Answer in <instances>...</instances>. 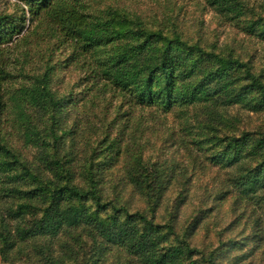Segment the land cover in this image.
<instances>
[{
    "label": "trees",
    "instance_id": "trees-1",
    "mask_svg": "<svg viewBox=\"0 0 264 264\" xmlns=\"http://www.w3.org/2000/svg\"><path fill=\"white\" fill-rule=\"evenodd\" d=\"M14 1V14L0 12L1 261L99 264L114 252L128 257L124 264H216L221 249L240 242L220 237L210 250L192 246L190 232L203 216L193 218L179 235L173 224L155 223L104 195V173L120 157L126 183L151 210L159 206L171 179L147 161L135 139L124 144L120 136L106 134L84 160L76 156L75 130L67 121L82 98L54 88L58 64L52 54L66 46L64 65H81L94 98L110 91L128 110L193 115L197 122L184 128L190 139L186 143L202 159L235 168L229 181L237 200L260 207L264 124L239 130L241 121L228 116V109L264 114V65L257 70L252 58L243 59L231 48L224 53L188 41L175 24L153 29L124 10L95 12L92 0ZM206 1L227 21L242 22L246 35L264 42V4L257 12L240 0ZM21 32L30 33L19 38ZM22 40L21 46L35 41L49 51L40 72L21 73L27 52L20 51L22 61L7 52L8 44ZM13 62L21 63L18 75L24 80L9 92L16 77L9 69ZM4 89L10 93L7 100ZM13 134L34 149L30 158L8 143ZM256 237L262 240L259 232Z\"/></svg>",
    "mask_w": 264,
    "mask_h": 264
},
{
    "label": "rangeland",
    "instance_id": "rangeland-1",
    "mask_svg": "<svg viewBox=\"0 0 264 264\" xmlns=\"http://www.w3.org/2000/svg\"><path fill=\"white\" fill-rule=\"evenodd\" d=\"M91 2L95 12L107 10L108 7L124 10L131 16H139L147 27L153 29L161 25L175 24L188 41L198 42L208 50H220L224 53L227 52L226 48H231L243 59L252 58L257 70L264 65V42L258 36L246 35L242 30V22L235 24L234 21H227L206 0ZM240 2L257 12L261 11L259 5L264 4V0ZM16 9L14 0H0V12L14 14ZM26 24L28 25V21ZM28 33L30 32H21L19 38L25 34L24 37L27 38ZM19 43L8 44L7 52L13 51L20 58L18 61H22L20 51L27 52L21 73L31 75L40 72L42 58L48 56L49 51L35 41L28 46H21L23 40ZM67 54L65 45L53 51V59L58 64L55 69L54 88L67 94L72 91L74 95L82 98V101H78L79 107L67 121L69 125L73 123L75 130L76 156L84 160L92 148L101 145L98 143L106 134L110 138L120 136L124 144L135 139L143 147L147 161L157 163L171 179L159 206L151 210L144 197L126 183L124 157H120L104 173V195L118 198V202L126 205L130 211L144 212L155 223L173 224L175 233L179 235L187 229L193 218L203 216L190 232L188 241L192 246L210 250L219 244L220 237L225 242L232 238L240 243L221 249L215 259L216 264H264V206L260 207L251 201L239 202L237 189L229 181L235 168L214 165L202 159L199 153L194 152L193 146L186 143L190 139L184 128L195 125V117L189 114L183 118L177 112L164 114L154 109L128 110L121 103L120 97L110 91L94 98V95H90L89 82L84 80L85 72L79 68L81 65H64ZM6 55L12 56L10 53ZM21 67L19 62L10 65L9 69L16 77L12 79L11 86H8L9 92L24 80L18 75ZM4 90V100H7L10 93ZM228 112V116L241 121L239 130L256 129V126L264 124V114L245 113L233 107ZM6 130L11 131L9 127ZM16 136L19 138L16 134L7 137L8 143L16 147L24 157L30 158L34 149L24 147L22 139H17ZM259 193L264 194V188ZM179 196H182V201ZM221 230L223 233L220 235ZM258 232L262 236L261 241L256 237ZM113 253L100 260L99 264H124L128 260L125 255L119 258ZM0 264L7 263L0 259Z\"/></svg>",
    "mask_w": 264,
    "mask_h": 264
}]
</instances>
